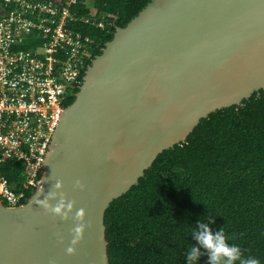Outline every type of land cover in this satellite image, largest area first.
Wrapping results in <instances>:
<instances>
[{
    "label": "water",
    "instance_id": "water-1",
    "mask_svg": "<svg viewBox=\"0 0 264 264\" xmlns=\"http://www.w3.org/2000/svg\"><path fill=\"white\" fill-rule=\"evenodd\" d=\"M260 91L264 0H151L86 68L33 195L0 200V264H108L109 205L202 119Z\"/></svg>",
    "mask_w": 264,
    "mask_h": 264
},
{
    "label": "trees",
    "instance_id": "trees-1",
    "mask_svg": "<svg viewBox=\"0 0 264 264\" xmlns=\"http://www.w3.org/2000/svg\"><path fill=\"white\" fill-rule=\"evenodd\" d=\"M150 1L78 0L72 11L92 20L77 25L93 41L92 59ZM101 20L103 29L97 27ZM0 175L14 193L24 191L21 205L33 195L34 188L23 189L20 164H3ZM200 219H210L213 232L223 227L244 258L264 264L262 91L202 119L184 142L160 154L137 185L109 205L103 219L108 264H186L185 252L195 245L191 232ZM206 262V255L198 260Z\"/></svg>",
    "mask_w": 264,
    "mask_h": 264
},
{
    "label": "built area",
    "instance_id": "built-area-1",
    "mask_svg": "<svg viewBox=\"0 0 264 264\" xmlns=\"http://www.w3.org/2000/svg\"><path fill=\"white\" fill-rule=\"evenodd\" d=\"M77 1L0 0V167L20 164L25 191L36 188L65 103L93 60V41L77 28L92 20L72 11ZM0 200L17 207L25 193L0 175Z\"/></svg>",
    "mask_w": 264,
    "mask_h": 264
},
{
    "label": "clouds",
    "instance_id": "clouds-1",
    "mask_svg": "<svg viewBox=\"0 0 264 264\" xmlns=\"http://www.w3.org/2000/svg\"><path fill=\"white\" fill-rule=\"evenodd\" d=\"M59 211V209H55ZM210 219H200L191 232L195 245H189L185 252L186 264H198L201 256H207L206 264H260L252 256L244 258L241 248L228 242L223 227L213 232Z\"/></svg>",
    "mask_w": 264,
    "mask_h": 264
}]
</instances>
